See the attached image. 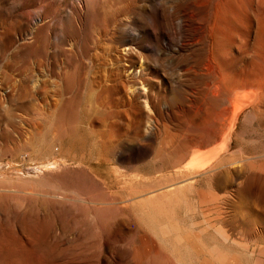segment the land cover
Returning <instances> with one entry per match:
<instances>
[{"label": "rangeland", "instance_id": "1", "mask_svg": "<svg viewBox=\"0 0 264 264\" xmlns=\"http://www.w3.org/2000/svg\"><path fill=\"white\" fill-rule=\"evenodd\" d=\"M133 1L0 0V264H264V107L238 113L228 163L194 162L216 143L200 141L217 128L213 71L229 84L264 69V0L226 1L246 22L215 50V0H152L172 13L163 24ZM126 26L144 61L116 59ZM181 40L180 56L160 51ZM130 61L147 68L149 108L108 91ZM31 124L42 135L27 143Z\"/></svg>", "mask_w": 264, "mask_h": 264}, {"label": "bare ground", "instance_id": "2", "mask_svg": "<svg viewBox=\"0 0 264 264\" xmlns=\"http://www.w3.org/2000/svg\"><path fill=\"white\" fill-rule=\"evenodd\" d=\"M140 1H144V6H145V10L147 12L148 7H152V11L153 13L157 16V18L160 20V24H163L164 21L166 20V14H169V16L172 14L171 11L167 10L164 8V6H162L161 4H156L153 3L152 0H134L133 2L128 4V7L130 9L137 7V3ZM214 1V0H213ZM212 1V2H213ZM227 0H215L214 5H213V14L210 17V24H208L209 26V34L207 35V41L208 43L211 44V46H215L218 47L220 46V44H224V41L226 39L227 36H232L231 39H233L234 31L232 32V25L234 24V26H236L235 28H238L240 30L239 27H241L242 21H240L241 19L244 20V16H242L240 14V12H242V14L246 13V11L243 12V10L235 11L233 8H230L231 6H229V2H226ZM231 1V0H230ZM211 2V0H210ZM209 2V3H210ZM251 2V1H250ZM226 3V4H225ZM254 3V2H253ZM206 4V3H205ZM228 4V5H227ZM212 5V4H211ZM227 5V6H225ZM169 7V5H168ZM173 7V6H171ZM208 7V6H207ZM251 7V6H250ZM246 8V7H245ZM244 8V9H245ZM174 9V8H173ZM262 9V8H261ZM247 10V9H246ZM176 12V11H175ZM179 12V11H178ZM181 12V11H180ZM179 12V13H180ZM207 12V11H206ZM248 12V10H247ZM211 14V12H210ZM247 14V13H246ZM245 14V16H246ZM208 15V14H207ZM249 15V13H248ZM172 16V15H171ZM179 16H182L181 14ZM144 17V16H143ZM177 17V16H175ZM207 17V16H206ZM169 19V18H168ZM208 20V19H207ZM249 20V22H248ZM247 20V24L251 25L252 24V20L250 17ZM172 21V20H171ZM245 21V20H244ZM246 22V21H245ZM261 22V21H260ZM127 23H131L127 22ZM186 21L184 19H180L179 21V27H184L185 26ZM257 24V23H256ZM255 24V25H256ZM261 24V23H259ZM264 24V23H263ZM129 25V24H128ZM147 25V24H146ZM231 25V27H230ZM244 25V23L242 24ZM246 25V24H245ZM246 25V27L248 26ZM205 26V25H204ZM254 26V24H253ZM257 26V25H256ZM262 26V24H261ZM251 27V26H249ZM129 28V30L121 27V29L118 31L117 36H115L116 42L119 44L118 45V50H114L115 51V57L116 59H118L121 56L124 57H130L133 58L140 53L142 55V51L145 50L144 46L140 44L139 42V36H135V31H134V27H127ZM166 28V27H165ZM235 28H233L234 30H236ZM245 27L243 26V29ZM248 28V27H247ZM245 28V29H247ZM254 28V27H253ZM232 29V30H233ZM244 29V30H245ZM252 27L249 30V34ZM257 29V28H256ZM258 29L259 30H255L257 31L256 33V37L259 36L260 39H256L257 41L260 40V45L259 46L260 49H264V27H260V25H258ZM31 30V29H30ZM162 33L164 35V38L169 39L168 35L165 33V31L163 30V28H161ZM169 30V28H168ZM205 32V30H204ZM247 32V30H246ZM202 34V33H201ZM233 34V35H232ZM236 34V33H235ZM248 34V33H247ZM258 34V36H257ZM255 35V34H254ZM59 36V35H58ZM205 36V35H204ZM112 38V37H111ZM236 38V37H235ZM228 39V37H227ZM230 39V38H229ZM168 44L172 45L171 40H167ZM248 41V39H247ZM256 41V42H257ZM226 42V41H225ZM234 42V41H233ZM241 42V41H240ZM258 44V42L256 43V45ZM218 45V46H217ZM225 45V44H224ZM224 45H222V47H220V49H224ZM189 46V43L185 40H181L178 44H177V49L178 50H160V51H169L168 54L173 57L176 58L177 55L180 56L181 54H183L187 47ZM210 46V45H209ZM213 46L212 49L215 50V47ZM250 47V46H249ZM251 48V47H250ZM208 49H210L208 47ZM217 49V48H216ZM219 49V50H220ZM218 50V49H217ZM216 50V52H217ZM19 51V50H18ZM225 50H221V52H223ZM219 52V51H218ZM264 52V50H263ZM162 53V52H161ZM225 53V52H223ZM163 54V53H162ZM143 56H145V54L142 55L141 61L143 59ZM227 56V55H226ZM146 57V56H145ZM213 58V57H212ZM224 58V55H223ZM215 59V58H214ZM222 59V58H221ZM209 60V59H208ZM207 60V62H208ZM224 61V59H223ZM264 62V60H263ZM128 65V63H127ZM217 65V64H216ZM219 65V64H218ZM206 67V66H204ZM209 68V67H208ZM254 68V67H253ZM147 68H145V64H143L142 62H140L139 64H137V62L134 61H130V64L126 67L123 77L120 79H117L116 77V81L113 82L110 86L108 91L111 90L112 93H118V92H122V94L125 95V97H127L128 99H130L131 101L134 100L136 101L138 98L143 97L145 99L144 106L146 108H149L151 105L149 103V100L147 98H149V96L147 95V87L146 84L149 83L150 79H148L147 77L145 78V70ZM220 69V68H219ZM262 69V68H261ZM223 71H226L223 69L221 70H217V71H213V82H212V89L209 90V96L210 98L214 99L215 101L218 102L217 106L218 109L215 111V115L212 117V121L216 122V126L217 128L215 130H207L205 136L203 139H200L201 142L207 143V142H212V141H216L215 144H213V146L206 151V155L204 156L205 151H203V155L204 157H201L200 159H195L194 162L196 161V164H198L200 167H203L204 172L207 171H212L214 169H216L217 167L224 165L226 163H228L227 161H225L226 159L224 158L223 154L224 152L227 151L228 145H229V141H230V137L231 134L233 132L235 123L237 121L238 118V113L240 112V110L249 107H256V106H260V108L264 107V69L263 70H259L256 71L255 73H251L248 75H244V76H240L238 81L233 83L232 81H229L230 83L227 84L226 80H229L231 77L228 76V72L226 71L225 73H223ZM253 71V69H252ZM206 73V72H205ZM204 76L206 77V79H212L211 77L207 78V73ZM210 73V72H209ZM106 74V73H105ZM160 75V74H159ZM212 75V74H211ZM210 75V76H211ZM163 76V75H162ZM167 76V74L165 75V77ZM161 79V78H160ZM108 80V79H107ZM161 80L165 81V78L163 77ZM168 80V78H167ZM235 81V80H234ZM6 82V81H5ZM147 82V83H146ZM158 82V81H157ZM2 83V82H1ZM104 84V83H103ZM110 84V82H109ZM161 86V85H159ZM205 87V86H204ZM208 87V86H207ZM210 88V87H209ZM203 89V88H202ZM107 91V90H105ZM166 91V90H165ZM205 91V90H204ZM201 92V91H200ZM14 93V92H13ZM187 94V93H186ZM204 94V93H203ZM0 95H5V88L3 87V85H0ZM207 96V97H209ZM203 98V97H201ZM9 97H6V100L8 101ZM1 101V100H0ZM201 100H199L200 102ZM152 104L156 107L160 108V104H162V99L159 100H153L152 98ZM167 102V101H166ZM197 102V103H199ZM56 103V102H55ZM103 105V103H102ZM205 105V104H204ZM162 106V105H161ZM164 106V104H163ZM196 107V106H195ZM199 107V106H198ZM166 108V107H165ZM200 108V107H199ZM208 108V107H205ZM259 108V110H260ZM70 109V108H69ZM169 110V109H168ZM212 110V109H211ZM251 110V109H250ZM255 110V109H254ZM257 110V111H259ZM163 111V110H162ZM194 111V110H193ZM150 112V111H149ZM153 114V113H152ZM195 114V113H194ZM244 114H246L247 116L250 115V111L249 109H246L244 111ZM180 115V114H179ZM256 115V114H255ZM184 116V115H183ZM170 117V115H169ZM192 117V116H191ZM260 117V116H259ZM165 118V117H164ZM207 118V117H206ZM182 119V118H181ZM264 119V118H263ZM191 121V120H190ZM39 124V123H38ZM161 124V123H160ZM153 125V124H152ZM34 127L31 130H27L26 134L27 136L23 139V141H28L30 142V140H35L37 137L39 138L42 135V132L39 130V126L37 124H31L30 127ZM0 127H2L0 125ZM162 129V128H161ZM3 130V129H2ZM0 130V154H4L3 152H5V150H9L11 148H8L4 145L3 141H5L4 136H3V132ZM185 131V130H184ZM108 132V131H107ZM110 132V130H109ZM56 133V132H55ZM114 133V132H113ZM184 133V132H183ZM110 134V133H109ZM125 134V133H124ZM126 135V134H125ZM151 135V134H150ZM184 135V134H183ZM187 136V135H186ZM194 136V135H193ZM54 137V136H53ZM110 137V135H109ZM192 137V136H191ZM111 138V137H110ZM144 138V137H143ZM181 138V137H180ZM118 140V139H117ZM22 141V142H23ZM27 142V143H29ZM136 143V142H135ZM178 143V142H177ZM24 144V142H23ZM144 144V143H143ZM26 145V144H25ZM183 145V144H182ZM193 145V144H192ZM206 145V144H205ZM23 146V145H22ZM127 146V145H126ZM125 145H121L120 146V153H125ZM12 147V146H11ZM22 148V147H21ZM184 148V146H183ZM189 149V148H188ZM187 149V150H188ZM14 152L21 150L20 147L14 146L13 147ZM226 150V151H225ZM12 151V150H11ZM234 151V150H233ZM232 151V152H233ZM231 152V153H232ZM6 153V152H5ZM178 153V152H177ZM197 153V152H196ZM187 154V152H186ZM199 155V153H198ZM191 156V155H190ZM195 158H198V156H194ZM194 157L192 159H194ZM245 157V156H244ZM253 159V158H252ZM235 160V159H234ZM242 160V159H241ZM189 161V160H188ZM233 161V160H232ZM250 162V161H248ZM255 162V161H254ZM189 163V162H188ZM249 164V163H248ZM256 164V163H255ZM196 165V166H198ZM184 166V165H183ZM234 166V165H233ZM252 166V165H251ZM224 167V166H223ZM222 167V168H223ZM240 167V166H239ZM233 168V167H232ZM237 168V166H236ZM252 168V167H251ZM254 168V166H253ZM252 168V169H253ZM180 169V168H179ZM220 169V168H219ZM218 169V170H219ZM226 169V168H225ZM240 169V168H239ZM241 170V169H240ZM257 170V169H256ZM196 171V170H195ZM222 171V170H221ZM203 172V173H204ZM214 172V171H213ZM236 172V171H235ZM234 172V173H235ZM240 172V171H239ZM192 173V171L190 172ZM232 173V172H231ZM244 173V172H243ZM183 175V174H182ZM179 176V175H178ZM251 176V174H250ZM209 177V176H207ZM246 178V177H245ZM211 179V177H210ZM249 179V178H248ZM174 184V183H173ZM225 239V238H224Z\"/></svg>", "mask_w": 264, "mask_h": 264}]
</instances>
